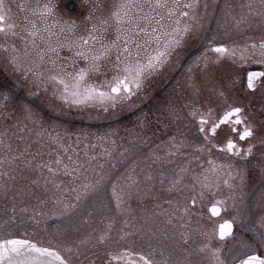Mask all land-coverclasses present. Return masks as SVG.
I'll list each match as a JSON object with an SVG mask.
<instances>
[{"label":"snow or ice","instance_id":"1","mask_svg":"<svg viewBox=\"0 0 264 264\" xmlns=\"http://www.w3.org/2000/svg\"><path fill=\"white\" fill-rule=\"evenodd\" d=\"M83 7L77 13L67 5L61 9L58 0L21 2L18 15L0 0V52L16 76L0 85V119L15 120L0 131V200L5 201L0 264H84L81 258L88 254L94 257L88 264H264V215L248 224L244 196L235 191V181L243 186L246 165L257 154L256 166L264 175V35L258 42L249 38L243 47L207 36L200 0H83ZM231 7L225 5L232 31L255 27L264 32V0L258 6L253 0L241 4L238 15L231 14ZM224 36L231 39L227 30ZM193 46L203 52L187 71L192 73L195 65L201 78L189 75L188 93L157 109L158 124L175 125L163 151L148 147L146 113L137 117L141 131L127 145L111 139L110 147L101 145L94 154L89 149L97 145L86 143L81 159L80 135L73 141L67 129L61 134L45 128L31 100L20 103L19 115L15 108L9 111V101L21 89L28 97H46L56 113L139 108L133 98L146 95L152 79ZM224 60L230 65L222 73L209 71ZM257 92L259 111H249L248 98ZM191 128L199 142L189 138ZM83 137L88 140L87 133ZM214 149L229 159L218 161ZM178 157H184L182 163ZM118 165L127 166L115 175ZM157 183L168 194L162 203L169 207L157 203L151 214L129 218L132 195L159 199ZM222 184L230 195L217 198ZM34 188H41L43 196ZM25 196L39 207L26 203ZM206 198L211 217L233 213L211 230L193 222L199 216L196 205ZM49 204L51 210H45ZM120 217L123 226L117 228ZM49 220L55 221L51 230ZM27 223L31 233L26 228L14 233ZM37 229L48 234L47 245L32 238Z\"/></svg>","mask_w":264,"mask_h":264},{"label":"rangeland","instance_id":"2","mask_svg":"<svg viewBox=\"0 0 264 264\" xmlns=\"http://www.w3.org/2000/svg\"><path fill=\"white\" fill-rule=\"evenodd\" d=\"M15 1V2H14ZM19 1V2H17ZM24 2V3H30L32 5H35L37 2L43 3L44 0H10V3L14 6H17V4ZM58 2L61 5V9H64L65 5L68 7V11L73 12H83V0H58ZM248 0H200V12L201 14H204L206 18L213 14V10H221V26H232V21H227L225 17L223 16L224 11L228 12V10L225 8L226 4H230L231 11L232 10H241L240 5L247 3ZM253 3L258 6V0H253ZM16 4V5H15ZM207 4L208 8L205 12L204 5ZM208 15V16H207ZM216 15V13H215ZM203 21V20H202ZM203 25H207V23H203ZM255 28V27H254ZM258 29V28H257ZM259 33H243V39L242 41H247L249 38L254 39H260L262 35H264V32H262L260 29ZM208 35V32L205 33ZM231 35H237L241 37V34L231 33ZM190 49V48H189ZM188 49H184L181 52V55L179 56L178 62L182 63L180 71H177L178 73L183 72L187 70L188 66L192 64V61L195 59L196 55L191 56L190 58L185 57V54L187 53ZM4 53L0 52V85H8L15 81L16 76L12 73L11 67H6L4 64ZM175 66V64L173 65ZM181 79H179L176 83L170 82L167 83L168 78L165 80L155 79L151 82L149 89L146 91V95L142 94L139 97L134 98V100L140 105V107L146 106L145 101L147 98L152 96L156 93V100L153 102H150L151 105H155L158 107L159 105H165L161 100L159 99V93L160 95H166L169 98H175V100L180 99L184 95L188 93L187 89V79L184 78V76H181ZM188 77V76H187ZM164 83H167V88L165 87L161 92L159 90L163 87ZM4 88L0 87V92H3ZM2 98V97H0ZM28 100L32 101V106L34 108V111L38 114V116L41 118V122L45 128H48L50 131H59L61 134L64 133V130L67 129V131L73 135L74 132L79 131L80 134L83 135V133L88 134V138L90 135L94 136L93 140L95 141V137L105 136L108 137V140L106 141H100L98 144L97 152L100 153L102 151L101 145L103 147H110V140L115 139L117 141V144L124 143L127 145V142L132 139V129H137L139 127L138 120L136 118V114H132L133 116H130V111L133 108H129L127 105L124 106L123 109L117 108L115 110L109 109V112L105 113L100 108H84L82 111L73 109L71 111L65 110V112L56 113L49 109L47 106V98L44 99H37L35 97H28L27 90L21 89L19 92H16L15 95L12 97V99L9 101V111H11L13 108L17 110V114L19 115V107L21 102H27ZM174 100V101H175ZM182 103V100L180 101ZM15 123V120L12 121H5L3 119H0V131H2L5 127L9 126L10 124ZM30 128H34L36 130H39L38 125H33L29 123ZM11 131H16V129H11ZM22 135H28L27 133H21ZM135 136V135H134ZM32 137H29V139H34ZM76 139V137H74ZM124 138V139H122ZM84 141V140H83ZM20 142V141H18ZM82 144V143H81ZM80 144V145H81ZM151 147V146H148ZM83 148V147H79ZM81 151V159H83V149ZM90 152H92L89 149ZM144 151H147V148L144 149ZM95 154V151L92 152ZM97 153V154H98ZM99 159V157H98ZM127 165H118L119 172L115 173V175H119L120 172L124 171V168ZM139 170V169H137ZM38 189V188H37ZM39 191H35L37 194ZM254 192H252L250 189L246 188L245 190V197L246 202L251 203L254 201ZM127 199V198H126ZM245 200V198H244ZM26 203H29L31 205H36V200L32 199L30 197H27ZM5 201L0 200V214L5 210ZM10 207V204L8 205ZM52 206L48 209L51 210ZM250 213V219L247 220L248 224H251L252 222H255V215L254 210H251ZM122 217L118 218V223L116 225L117 228L122 227ZM55 223L54 220H49V230H51V226ZM28 229L29 232H32V224L27 223L23 225L21 228L14 229V233L16 235H20L24 229ZM33 239L42 241L45 245H47L48 242V234L44 231L37 229L35 235L32 236ZM91 254H88V258L84 259L83 257L81 259L84 260V264H88L87 260H91L93 256L91 257ZM91 257V258H89ZM94 259V258H93Z\"/></svg>","mask_w":264,"mask_h":264},{"label":"flooded vegetation","instance_id":"3","mask_svg":"<svg viewBox=\"0 0 264 264\" xmlns=\"http://www.w3.org/2000/svg\"><path fill=\"white\" fill-rule=\"evenodd\" d=\"M17 2H19V1H17ZM6 4L11 6L13 13H17L18 15H21L18 13L17 6L12 5L10 3V0H6ZM212 12H213V14H211L210 16L207 15L208 18H206L204 16V14H202V16H203L202 24L207 23V25H203V31H204V33L208 32L207 36H209V37H211L213 35H217V37L219 39H223L228 43H231V41L234 40L239 46L243 47L244 44L246 42H248V40L242 41V39H243L242 34L243 33H259V30L257 28L248 29L244 32L232 31V26H228V25L221 26L220 25L221 24V16H222L221 10L218 11V10L212 9ZM240 12H241V10H238V11L232 10L231 14L232 15H238ZM215 13H216V15H215ZM223 16L225 17V19L227 21H232L231 16L228 15V12L224 11ZM226 30L229 31L230 33L241 34V37L237 36V35L236 36L231 35V39H229L228 37L224 36V33ZM254 38L255 37H253L251 39L254 41H257V42L260 40V39H254ZM186 49H188V50H187V53L185 54L184 59L186 57L190 58L191 56H194V55L198 56V55H200L201 52H203V48L199 47V46H193L190 49L189 48H186ZM210 55H214V54H210ZM175 60H176V58H174V61ZM239 63H240L239 57H237V64H239ZM181 65H182V63L178 62L175 64V66H173V65L169 66L160 75L155 76L152 79V81H154L155 79H160V78H161V80H165L166 78H168V79H166L167 83H170V82L176 83L179 79H181V77L179 75L184 76L185 79H187V76H189V75H195V76H197V78H201V73L195 65H192V69H193L192 73H189L187 70L178 73L177 71H180ZM229 65H230V61L224 60V61H222V63L220 65L210 66L209 71H214L217 74H220ZM251 66L253 68H257V69L259 68L258 65H251ZM99 83H100V80H99ZM167 83L166 84L164 83L163 87L159 90V92H161L167 86ZM147 89H149V88H147ZM147 89H146V91H147ZM204 95L208 96L209 93L206 91L204 93ZM134 98H136V97H134ZM156 99L157 98H156V93H155L152 96H150L149 98H147V100L145 101L146 106L132 109L129 114H130V116H133L132 114L135 113L137 115L136 118L138 116H143L145 113L147 114V116H146L147 126L143 129V131L147 133L148 137L151 140V143L149 144V146H151V147H149V148H152L156 151H163L166 147V144L164 142L167 141L169 135H171L172 133L175 132V125L170 124V126L168 128H164L162 123L158 124L157 123V117L160 116V113L157 111V109H162L163 106H165L170 99L174 101L175 98H169L166 95H160V93H159V99L165 105H162V106L159 105L158 107L150 104V102H153ZM248 100L250 101L249 111H257L258 112L260 104H261V98H260L259 92H257L254 96H250L248 98ZM160 118L162 120L164 119L162 116ZM164 122L167 123L168 121L165 120ZM138 124H139V122H138ZM140 131H141L140 127H138L137 129L133 128L132 134H131L132 138L134 137V135H136V133H138ZM189 138L199 142V137L196 133L195 128H191L190 133H189ZM219 138L221 140L224 139V133L223 132H220ZM157 144L160 145V147L158 149L156 148ZM240 144H241V146H244V142H240ZM186 151L191 152L192 149L189 148ZM213 156L218 161H226L229 159V156L227 153L218 152L215 149L213 150ZM233 159H235V162L237 164H240V165L244 164L243 161H240L236 158H233ZM257 159H258V154H257V157L251 158L249 163L246 165L247 172H246V179L244 181L243 186L239 187L240 181L239 180L235 181V183L238 185V187L235 189V191H236L238 196L241 193L243 194V196L245 198L244 202H245L247 209L250 212H251V210H254L255 222H258L259 217L261 215H264V175H262L259 167L256 166V160ZM183 160H184V157H178L177 158L178 163H182ZM137 171H139V170H137ZM246 188H248L252 192H254V195H255V196L253 195L254 201H252L251 203L246 202V197H245ZM154 192L159 194V197H160L159 199L154 198L153 195L144 196L143 199L138 197L136 194L132 195L131 199L128 201L129 204L131 205V208H132V213H131L129 218H131L132 216L139 218L141 215H143L145 213L151 214L153 211L157 210L154 207L157 203H161L163 208L169 207V205L162 203L163 198L167 197L168 194L161 191V186L159 185V183L156 184V188H155ZM229 195H230L229 189L222 184L217 198L227 197ZM210 207H211L210 198H206L203 202H199L195 208V211L197 213H199V216L194 215L193 216V222L199 220L200 223L202 224V226L211 230V228L216 226V224L220 221L221 217L222 218H230L233 215V213L229 212V213H221V217H211V213L209 211ZM158 219H160V218H158ZM248 221H249V219H248ZM238 223H239V221H238ZM91 257H89V258H91ZM89 260H87V261H89ZM113 264H124V262L123 261H120V262L114 261Z\"/></svg>","mask_w":264,"mask_h":264},{"label":"trees","instance_id":"4","mask_svg":"<svg viewBox=\"0 0 264 264\" xmlns=\"http://www.w3.org/2000/svg\"><path fill=\"white\" fill-rule=\"evenodd\" d=\"M92 79L99 83V80H97L96 77H93ZM77 135H80V137H81V141H82V144L79 145V147H83V148H79L80 150H81V149H84V145H85L86 143H95L97 146H98V144L100 143V141L97 140L96 137H95V141H94V140H93L94 136H92V135H90V137L88 138V140L85 141L83 135L80 134L79 131H76V132L73 133V135H71V138H72L73 141H75V138H74V137H76ZM33 138H34V137H33ZM83 140H84V141H83ZM17 143L20 144L21 148L24 146V142H23V141H20V142L17 141ZM73 146L75 147V144H74ZM90 150H91L92 152L95 151V154L98 153V152L96 151L97 148H95L94 150H93V149H90ZM45 151H47V149H45ZM35 191H39V192L37 193V195H41V196H43V192H42V189H41V188H38V189H37V188H34V192H35ZM27 197H28V196H25V197H24V200H25V201H26ZM36 205H37V201H36ZM3 206H5V205H3ZM37 206H38V205H37ZM38 207H39V206H38ZM50 207H51V204L47 205V207H46L45 210H48Z\"/></svg>","mask_w":264,"mask_h":264}]
</instances>
